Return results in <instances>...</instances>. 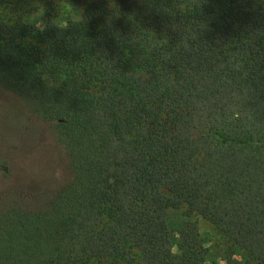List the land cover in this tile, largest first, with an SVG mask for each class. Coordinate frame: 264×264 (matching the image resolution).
<instances>
[{
	"label": "trees",
	"instance_id": "1",
	"mask_svg": "<svg viewBox=\"0 0 264 264\" xmlns=\"http://www.w3.org/2000/svg\"><path fill=\"white\" fill-rule=\"evenodd\" d=\"M81 3L60 29L52 0H0V88L70 169L46 207L0 210V264H202L194 215L221 264H264V0Z\"/></svg>",
	"mask_w": 264,
	"mask_h": 264
},
{
	"label": "rangeland",
	"instance_id": "2",
	"mask_svg": "<svg viewBox=\"0 0 264 264\" xmlns=\"http://www.w3.org/2000/svg\"><path fill=\"white\" fill-rule=\"evenodd\" d=\"M31 5L46 0H25ZM79 10L82 0H70ZM57 13L56 0L47 7ZM70 169L62 145L48 124L36 117L13 92L0 88V210L10 207L41 209L68 181ZM174 229L185 219L184 209H170ZM199 237L207 250L202 264L224 262V240L198 215ZM167 248L176 253L177 237H167Z\"/></svg>",
	"mask_w": 264,
	"mask_h": 264
},
{
	"label": "clouds",
	"instance_id": "3",
	"mask_svg": "<svg viewBox=\"0 0 264 264\" xmlns=\"http://www.w3.org/2000/svg\"><path fill=\"white\" fill-rule=\"evenodd\" d=\"M56 5L58 15L52 20V24L56 27L60 29H67L70 27V22L72 24L83 22L84 17L82 12L75 8L70 0H56ZM37 9L38 18L42 22V28H44L46 25L41 18L44 16L46 9L44 6H38Z\"/></svg>",
	"mask_w": 264,
	"mask_h": 264
}]
</instances>
